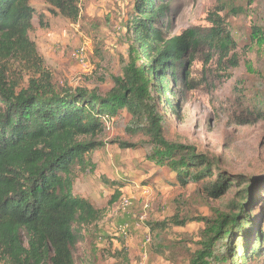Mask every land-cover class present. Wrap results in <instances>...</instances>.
<instances>
[{
	"label": "trees",
	"instance_id": "16d2710c",
	"mask_svg": "<svg viewBox=\"0 0 264 264\" xmlns=\"http://www.w3.org/2000/svg\"><path fill=\"white\" fill-rule=\"evenodd\" d=\"M46 1L50 11L73 20L80 16L78 0ZM31 2L0 0V263L76 264L78 231L97 223L103 210L74 194L72 171L77 165L85 167L87 157L103 146L98 138L109 128L107 121L124 109L131 115L127 131L149 138V159L168 167L181 186L195 183L207 198H220L230 190L237 177L223 172L217 159L196 146L167 138L166 113L160 109L164 103L177 107L167 95L174 93L175 82L187 83V66L199 52L207 51V62L218 54L220 61L226 58L238 67L236 52L231 54L237 44L224 19L211 16L210 28H189L167 37L163 20L170 1L133 0L127 27L134 59L103 94L98 88L54 83L30 37L36 13ZM251 41L264 50V19L252 26ZM13 59L35 72L26 86L20 76L7 75ZM249 69L254 71L252 65ZM251 100L246 123L264 121V94L254 91ZM252 190L243 188L228 211L213 208L211 217L177 211L151 228L160 234L188 221L203 223L191 264H264V215L259 226ZM120 196L117 190L115 198Z\"/></svg>",
	"mask_w": 264,
	"mask_h": 264
},
{
	"label": "rangeland",
	"instance_id": "374dc122",
	"mask_svg": "<svg viewBox=\"0 0 264 264\" xmlns=\"http://www.w3.org/2000/svg\"><path fill=\"white\" fill-rule=\"evenodd\" d=\"M168 1L169 14L163 20L167 37L189 28H210V18L216 15L232 33L237 47L231 54L236 52L239 65L233 68L226 58L220 61L218 54L207 62V51L199 52L187 66V83L175 82L174 93L167 95L177 107L170 108L167 103L160 106L166 113V137L196 146L217 159L221 170L236 176L237 181L220 198H207L195 183L181 186L168 167L149 159V138L128 132L131 115L126 109L119 111L98 138L103 146L87 157L85 167L77 165L72 171L74 194L103 210L97 223L79 229L76 264H191L200 247L203 223L188 221L160 234L151 225L177 211L180 215L210 217L213 208L228 211L245 187L253 189V215L261 225L264 121L246 123L245 114L254 91L264 94V50L251 41L252 26L264 19V0H254L252 5L248 0ZM31 3L36 13L30 37L54 83L58 87L98 88L106 94L114 78L123 73V66L134 59L130 54L134 41L127 27L133 0H78L77 20L50 11L46 0ZM83 46L87 56L81 62L76 53ZM24 66L13 59L7 75L20 76L26 86L35 72ZM117 190L121 192L119 198H115ZM125 197L130 199V206H123ZM143 214L147 218L142 222ZM125 223L130 228L126 236L119 234L120 225ZM251 240L254 242L255 237ZM261 263L255 260L250 264Z\"/></svg>",
	"mask_w": 264,
	"mask_h": 264
},
{
	"label": "built area",
	"instance_id": "2783aa9c",
	"mask_svg": "<svg viewBox=\"0 0 264 264\" xmlns=\"http://www.w3.org/2000/svg\"><path fill=\"white\" fill-rule=\"evenodd\" d=\"M86 56H87L86 46H83L77 51L76 58L79 61L83 62L86 59ZM122 204L125 207L130 206V204H131L130 199L126 198V197L123 198ZM146 218H147L146 214H143L141 216V221L142 222L145 221ZM129 231H130L129 224L125 223V224L120 225L119 234L126 236V235H128ZM147 241L150 242V237L147 239Z\"/></svg>",
	"mask_w": 264,
	"mask_h": 264
}]
</instances>
